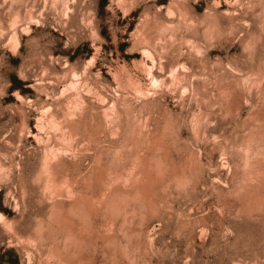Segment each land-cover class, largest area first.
I'll return each mask as SVG.
<instances>
[{"label":"rangeland","instance_id":"rangeland-1","mask_svg":"<svg viewBox=\"0 0 264 264\" xmlns=\"http://www.w3.org/2000/svg\"><path fill=\"white\" fill-rule=\"evenodd\" d=\"M0 264H264V0H0Z\"/></svg>","mask_w":264,"mask_h":264},{"label":"trees","instance_id":"trees-1","mask_svg":"<svg viewBox=\"0 0 264 264\" xmlns=\"http://www.w3.org/2000/svg\"><path fill=\"white\" fill-rule=\"evenodd\" d=\"M73 58V56H70L69 59L71 60ZM10 80H11V84L8 88V92H12L14 90H18L19 93H23V90H21L20 85L22 84L20 81H18L16 79V77L14 75L10 76Z\"/></svg>","mask_w":264,"mask_h":264}]
</instances>
